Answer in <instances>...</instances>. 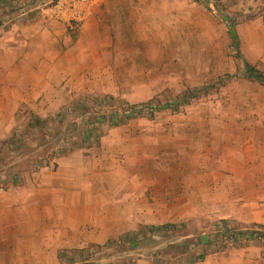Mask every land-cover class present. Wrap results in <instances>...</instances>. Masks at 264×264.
Masks as SVG:
<instances>
[{
    "label": "rangeland",
    "instance_id": "374dc122",
    "mask_svg": "<svg viewBox=\"0 0 264 264\" xmlns=\"http://www.w3.org/2000/svg\"><path fill=\"white\" fill-rule=\"evenodd\" d=\"M40 1L11 0L10 7L0 3V35L12 29L3 17L12 5L20 9L13 11L16 19L25 21L39 12ZM213 1L240 26L242 57L264 73V13L259 11L263 5L250 6V0ZM106 8L107 23L118 41L108 68L98 75L95 70L93 86L70 94L56 115L41 119L45 125L40 129L31 126L38 116L20 107L14 130L0 150V174L36 170L58 157L54 154L59 150L67 155L82 147L85 119L107 111L106 103L96 104V99L111 96L129 105L158 103L177 100L187 89L224 83L178 111H161L123 125L132 146L128 154L140 155L143 178L165 182L168 175L172 180L175 208L169 224L176 228L163 236L144 229L146 235L134 249L115 238L91 245L87 254L70 253V259L74 257V264H186L203 249L194 247L181 254L179 246L209 234L211 224L221 218L230 220L235 230L262 231L264 226L234 214L250 217L258 209L264 211L260 183L244 176L246 171L254 178L264 176V87L244 78L225 24L194 0H114ZM259 16L263 19H256ZM110 130L99 127L102 136ZM94 145L91 141L89 146ZM163 189L158 185L146 194L161 196ZM252 201L258 205L252 206ZM243 222L252 226L241 228ZM257 244L264 248V242Z\"/></svg>",
    "mask_w": 264,
    "mask_h": 264
},
{
    "label": "crops",
    "instance_id": "0c3cea01",
    "mask_svg": "<svg viewBox=\"0 0 264 264\" xmlns=\"http://www.w3.org/2000/svg\"><path fill=\"white\" fill-rule=\"evenodd\" d=\"M113 2L42 0L33 18L16 19L0 35V150L14 130L20 107L39 119L53 117L70 94L93 86L95 70L98 75L108 68L112 47L118 45L107 23L106 5ZM248 4L264 8V0ZM80 15L79 29L72 30L70 21ZM236 30L241 34L240 26ZM124 128H111L97 145L58 156L36 170L0 174V264H65L76 250L173 220L172 180L168 175L165 182L143 178L140 155L128 154L132 146ZM249 175L244 174L247 181L260 183L259 199L264 201V176ZM158 185L166 192L146 194ZM234 217L264 226L260 209L250 217ZM257 243L210 254L196 264H264V248Z\"/></svg>",
    "mask_w": 264,
    "mask_h": 264
},
{
    "label": "trees",
    "instance_id": "16d2710c",
    "mask_svg": "<svg viewBox=\"0 0 264 264\" xmlns=\"http://www.w3.org/2000/svg\"><path fill=\"white\" fill-rule=\"evenodd\" d=\"M56 0H52L54 3ZM195 2H201L206 5L207 9L215 14L221 22L226 26L227 33L231 40L232 47L235 51L236 57L241 60L243 65V76L245 79L256 82L264 87V73L258 70L255 66L250 65L241 55L239 50V37L236 31L235 22L228 16H226L222 11H220L213 0H194ZM1 6H9L11 0H0ZM20 10L16 7V4L12 5L10 11L4 14V18L9 22L11 27L15 20L13 11ZM3 25L2 18L0 17V27ZM235 76V75H234ZM232 77V76H231ZM224 83L215 85V87H203L201 89L190 90L187 89L183 91L177 100H170L166 102H147L140 104H127L117 101L115 98L109 96L104 97L102 100L96 99V104L106 103L107 111L100 115H95L92 119H85L83 124L86 126V130L83 132L81 138V146L79 148L90 147L89 145L94 142L95 145L99 143V140L102 137V134L99 131L101 125H106L108 128H116L125 125L127 122L140 118L143 116H152L155 113L161 111L170 110L172 112L178 111L179 106L188 104L195 98H198L200 95L207 94L211 88L218 89ZM217 87V88H216ZM98 102V103H97ZM32 115V113H29ZM45 121H42L38 117H34V124L31 125L37 129L42 128ZM42 125V126H41ZM90 143V144H89ZM61 153V154H60ZM58 156L64 155L62 150L57 152ZM230 220L228 219H219L211 224L212 231L207 235H201L192 242L186 241L179 246L181 249V254L187 253L194 247H201L203 249L202 253L198 256H195L186 264H196L197 262L203 261L208 255L219 252L220 249L225 248H235L240 249L246 247L247 243L251 241L264 242V228L260 230H238L233 229L230 226ZM257 226V225H256ZM176 226L173 224H164L161 226H151V227H140L138 230L132 233H126L118 238V242L128 245L129 249H134L138 246L139 240L141 237L145 236L144 229L153 236H163L168 234L171 230L175 229ZM110 242V241H109ZM91 246L86 248L76 250L73 253L75 255L81 256L83 254L89 253ZM63 253L59 254L60 260H63ZM69 264H74V257L71 258L68 262Z\"/></svg>",
    "mask_w": 264,
    "mask_h": 264
},
{
    "label": "built area",
    "instance_id": "2783aa9c",
    "mask_svg": "<svg viewBox=\"0 0 264 264\" xmlns=\"http://www.w3.org/2000/svg\"><path fill=\"white\" fill-rule=\"evenodd\" d=\"M71 7H73V6H71ZM82 17H81V15H80V17L79 18H74L73 20H71L70 22V28L72 29V30H78L79 29V27H80V24H81V22H82Z\"/></svg>",
    "mask_w": 264,
    "mask_h": 264
}]
</instances>
